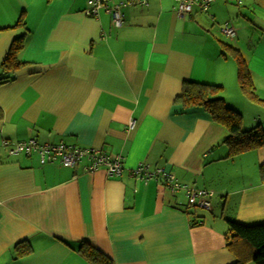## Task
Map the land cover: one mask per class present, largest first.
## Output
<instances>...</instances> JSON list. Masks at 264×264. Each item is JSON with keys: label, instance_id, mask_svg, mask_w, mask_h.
<instances>
[{"label": "crops", "instance_id": "crops-1", "mask_svg": "<svg viewBox=\"0 0 264 264\" xmlns=\"http://www.w3.org/2000/svg\"><path fill=\"white\" fill-rule=\"evenodd\" d=\"M114 1H130L119 27L105 12L85 15L86 0H0V62L22 34L24 63L0 84V264H95L82 241L112 264H231L227 220L264 223V146L228 156L226 128L175 98L183 80L220 85L242 128L264 132V0H213L185 17L176 0ZM227 46L258 100L239 86ZM29 138L119 155L122 171L84 170L86 158L40 164L3 145ZM139 163L211 189L210 208L131 176Z\"/></svg>", "mask_w": 264, "mask_h": 264}, {"label": "trees", "instance_id": "trees-1", "mask_svg": "<svg viewBox=\"0 0 264 264\" xmlns=\"http://www.w3.org/2000/svg\"><path fill=\"white\" fill-rule=\"evenodd\" d=\"M22 45L23 35L15 36L0 62V84L13 78V72L24 64L17 59L16 55ZM227 47L237 63L239 86L249 98L258 100L253 91L250 73L244 59L237 49ZM221 89L222 87L217 84L183 80L180 93L176 96L175 102L181 103L184 107L203 108L213 121L226 128L227 136L224 142L227 146L228 156L264 146L262 127L255 125L250 129H243L240 113L226 105L223 98L219 96ZM259 174L264 180V165L259 167ZM227 223L231 235L227 238L226 246L236 258L231 264H245L248 261H253L255 264H264V223L246 225L233 220H227ZM16 247L17 255L29 251L27 244L17 245ZM78 250L95 264H112L107 256L85 241L79 244Z\"/></svg>", "mask_w": 264, "mask_h": 264}, {"label": "built area", "instance_id": "built-area-1", "mask_svg": "<svg viewBox=\"0 0 264 264\" xmlns=\"http://www.w3.org/2000/svg\"><path fill=\"white\" fill-rule=\"evenodd\" d=\"M176 13L179 17L188 15L193 6H197L200 11H206L209 4L213 0H176ZM130 1H114V0H86V5L83 13L88 16L97 17L100 12H105L110 16L111 22L114 26L119 27L123 23L122 8ZM219 31L227 36L235 35L234 27L227 23L220 25ZM132 124V121L129 125ZM3 145L7 146V153L14 154L18 151H24L26 154L35 152L39 156V163L59 161L68 166L76 165L82 158L88 160V164L84 170L92 171L100 166L105 168L106 174L111 176H118L122 171V162L119 155L111 158L103 150L97 148H77L75 146L64 143H38L34 138H29L26 141L16 143H8L3 140ZM130 175L147 181L151 178L159 180L165 187L173 192L182 190L184 192L186 203L202 209H209L211 205V197L213 191L211 189L194 188L185 184L179 183L174 175L166 172L161 168L149 170L146 165L139 163L130 170Z\"/></svg>", "mask_w": 264, "mask_h": 264}, {"label": "rangeland", "instance_id": "rangeland-1", "mask_svg": "<svg viewBox=\"0 0 264 264\" xmlns=\"http://www.w3.org/2000/svg\"><path fill=\"white\" fill-rule=\"evenodd\" d=\"M219 96H220V93H219ZM58 163H60L59 161H57ZM184 202V201H183ZM186 203V202H185Z\"/></svg>", "mask_w": 264, "mask_h": 264}]
</instances>
